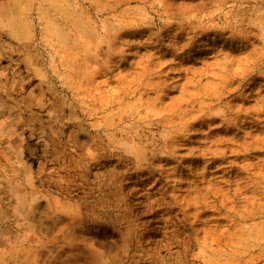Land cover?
Masks as SVG:
<instances>
[{
	"label": "rangeland",
	"instance_id": "obj_1",
	"mask_svg": "<svg viewBox=\"0 0 264 264\" xmlns=\"http://www.w3.org/2000/svg\"><path fill=\"white\" fill-rule=\"evenodd\" d=\"M0 264H264V0H0Z\"/></svg>",
	"mask_w": 264,
	"mask_h": 264
},
{
	"label": "bare ground",
	"instance_id": "obj_2",
	"mask_svg": "<svg viewBox=\"0 0 264 264\" xmlns=\"http://www.w3.org/2000/svg\"><path fill=\"white\" fill-rule=\"evenodd\" d=\"M173 147V146H172Z\"/></svg>",
	"mask_w": 264,
	"mask_h": 264
}]
</instances>
